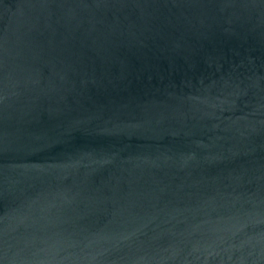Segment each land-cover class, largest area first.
I'll use <instances>...</instances> for the list:
<instances>
[{
	"label": "water",
	"instance_id": "water-1",
	"mask_svg": "<svg viewBox=\"0 0 264 264\" xmlns=\"http://www.w3.org/2000/svg\"><path fill=\"white\" fill-rule=\"evenodd\" d=\"M0 264H264V0H0Z\"/></svg>",
	"mask_w": 264,
	"mask_h": 264
}]
</instances>
